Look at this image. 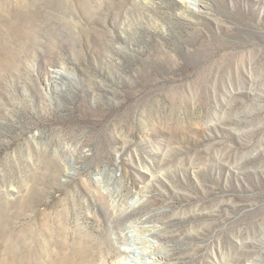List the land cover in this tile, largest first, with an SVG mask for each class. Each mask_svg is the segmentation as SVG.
Listing matches in <instances>:
<instances>
[{
    "label": "rangeland",
    "instance_id": "374dc122",
    "mask_svg": "<svg viewBox=\"0 0 264 264\" xmlns=\"http://www.w3.org/2000/svg\"><path fill=\"white\" fill-rule=\"evenodd\" d=\"M202 1L0 0V264H89L76 239L132 208L163 219L164 264L262 250L264 3ZM126 230L116 251H149Z\"/></svg>",
    "mask_w": 264,
    "mask_h": 264
},
{
    "label": "bare ground",
    "instance_id": "6f19581e",
    "mask_svg": "<svg viewBox=\"0 0 264 264\" xmlns=\"http://www.w3.org/2000/svg\"><path fill=\"white\" fill-rule=\"evenodd\" d=\"M260 1L264 3V0ZM166 2L167 6L171 8L180 7L182 16L187 12L199 13L202 12V10L207 9V5L202 0H166ZM230 64L231 62H227L225 67L229 68ZM218 70H221V67H218ZM211 73L212 70L209 69L207 73L200 76L199 82L206 81L210 77ZM249 82L250 85H255L257 83V79L255 77H250ZM134 213V208H132L129 212H121L116 217H105L107 222L113 221L114 227H111L113 228L111 231L109 229L106 230L103 237H101V239L96 243H91L86 246V244L83 243L82 238L78 237V239H76V246L74 250L76 260L80 261L85 257H88L89 264H142V258H150L152 259L151 264H164L163 260L166 258V254L158 247L159 245L155 244L160 241L159 239L162 232L160 226L163 219L159 214H157V212H153L150 208H147L144 211L142 217H137L136 215L134 216ZM124 218L125 220L131 219V222L135 224L134 227L138 228L139 232L144 234L146 239L139 241L138 243L134 234H132L131 231L126 230L127 227ZM124 230H126L124 236L116 235L118 243L128 245H130V243L133 245L142 244L144 246H148V248H150L149 251L142 253L136 248H131L130 250L123 252L116 251L111 246L109 235L112 233L117 234L118 231ZM257 245L259 244L252 238L240 240L231 254L225 255L221 251H219L218 254L217 252L214 253L213 262L215 264H231L242 257H248L256 264H262L261 253H264V245L262 246V250H260V252L257 250ZM31 246V241H28L27 256L29 258L32 255Z\"/></svg>",
    "mask_w": 264,
    "mask_h": 264
}]
</instances>
